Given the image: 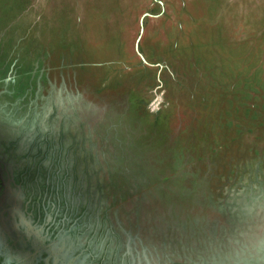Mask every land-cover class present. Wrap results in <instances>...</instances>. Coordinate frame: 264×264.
I'll return each instance as SVG.
<instances>
[{"label":"rangeland","instance_id":"374dc122","mask_svg":"<svg viewBox=\"0 0 264 264\" xmlns=\"http://www.w3.org/2000/svg\"><path fill=\"white\" fill-rule=\"evenodd\" d=\"M7 147L79 191L66 259L264 264V0H0Z\"/></svg>","mask_w":264,"mask_h":264},{"label":"flooded vegetation","instance_id":"af4514ba","mask_svg":"<svg viewBox=\"0 0 264 264\" xmlns=\"http://www.w3.org/2000/svg\"><path fill=\"white\" fill-rule=\"evenodd\" d=\"M11 152L0 151V264H46L40 259L45 253L49 264L82 263L74 255L63 257L65 242L77 243L83 232L79 191L73 194L58 169L47 168L42 179L43 157L34 162L25 154L21 168L9 161Z\"/></svg>","mask_w":264,"mask_h":264}]
</instances>
